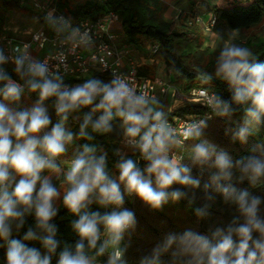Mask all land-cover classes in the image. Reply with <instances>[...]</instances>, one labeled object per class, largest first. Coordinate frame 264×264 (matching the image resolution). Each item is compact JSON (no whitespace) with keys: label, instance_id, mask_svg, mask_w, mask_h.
Listing matches in <instances>:
<instances>
[{"label":"clouds","instance_id":"clouds-1","mask_svg":"<svg viewBox=\"0 0 264 264\" xmlns=\"http://www.w3.org/2000/svg\"><path fill=\"white\" fill-rule=\"evenodd\" d=\"M47 26L66 42L86 45L87 30L71 18L46 12ZM213 78L227 84L231 99L213 97L210 104L229 118L233 105L242 106L245 119L233 132V140L247 143L251 124L264 123V63L238 43L224 42L215 58ZM60 66L34 56L30 46H0V248L4 264H127L125 238L137 226L135 213L124 207L135 196L153 210L181 200L194 206L197 222L211 216L217 196L230 209V218L209 225L206 232L187 227L168 232L142 254L139 264H264V194L252 189L264 185V152L234 158L228 151L200 137L206 121L190 123L184 139H196L193 164L208 166L203 202L197 204L202 181L193 169L172 154L175 129L155 97L135 87L130 77L112 73L108 80L92 76L67 83ZM35 95L31 105L25 96ZM55 122L53 121V115ZM119 121L128 145L144 162L121 156L109 169L107 152L94 143H82L53 183L60 159L77 139L93 141L113 131ZM70 121H79L78 132ZM247 182L248 187H242ZM58 203L74 217L73 242L58 238L54 222ZM96 205L97 210L92 206ZM99 209H104L101 212ZM31 219V222L29 220ZM38 243L40 247L30 246Z\"/></svg>","mask_w":264,"mask_h":264},{"label":"trees","instance_id":"trees-1","mask_svg":"<svg viewBox=\"0 0 264 264\" xmlns=\"http://www.w3.org/2000/svg\"><path fill=\"white\" fill-rule=\"evenodd\" d=\"M55 7L59 13L71 18L72 23L82 20L96 19L103 17L110 11L116 12L121 22L116 32L124 35V39L130 46H152L158 45L152 53L154 61H159L167 67L173 76L171 80L181 92L188 94L193 88L202 87L211 89L218 97L224 100L231 99V92L226 83L213 78L211 81L202 79L203 72H213L215 59L212 48H203V41L192 33L185 24H179L173 18L166 15L168 6L161 0H55ZM15 10H27L23 7V0H0V34L7 32V22L10 14ZM216 21L213 31L223 40L241 43L246 38V32L259 25L264 19V0H231L230 5L215 6L213 9ZM41 23L48 27L44 21V14L41 15ZM13 34V33H10ZM248 38L244 45H251ZM253 51L258 62L264 63V41L255 44ZM211 60L205 65L206 58ZM139 74L147 76L146 67H139ZM96 76L103 80H108L111 76L107 73L94 72ZM151 78V77H150ZM67 83H76L78 80L72 75L65 76ZM153 79V78H152ZM196 80H198L196 83ZM210 90V91H211ZM33 101L37 99L31 96ZM23 103L31 105L24 97ZM156 107L163 111L168 120L176 115L190 113L204 114L209 109L200 103H187L172 110H168L160 103L156 102ZM234 113L231 117L225 118L214 116L206 121L203 128L201 140H208L220 149L228 151L234 158L252 154L250 150L255 147L257 152H264V123L251 124L250 135L247 143L241 144L233 140V132L243 123L245 116L242 106L233 105ZM53 121L55 122L54 113ZM79 121L74 122L73 131L78 132ZM124 132L120 122H113V131L108 134L96 135L93 141L77 139V146L82 143H94L98 148L108 154L109 169L113 174L117 173L115 163L121 156H129L139 161V166L143 168L144 162L140 160L139 153L134 149H126L123 144ZM198 141L189 138L184 145L182 163L189 165L193 169V175L201 178L202 186L197 191V204L203 202V183L209 180V172L212 170L208 166L201 167L193 164L190 159L191 150ZM58 174H52L53 183L59 185L62 180V172L65 170L60 166ZM242 187H248L245 182ZM252 191L257 195L264 194V185H257ZM60 209L55 223L58 226V238L73 242L76 237L71 230V221L74 217L63 208ZM124 207L135 213L137 226L125 238V243L129 245L126 254L127 264H139L140 256L149 251L156 243L162 240L168 232H181L187 227H195L201 232H206L209 225L221 223L230 218V209L218 196L211 208V216L204 221L197 222L194 215V206H189L187 201H169L161 210H153L143 204L135 196L126 197ZM97 210V206H92ZM101 212L104 209H99ZM31 222V219L29 220ZM30 246L40 247L38 243ZM4 249L0 248V264H4ZM165 264H168L169 257L165 256ZM106 257L99 258L97 263L104 264ZM55 264V258H53Z\"/></svg>","mask_w":264,"mask_h":264},{"label":"built area","instance_id":"built-area-1","mask_svg":"<svg viewBox=\"0 0 264 264\" xmlns=\"http://www.w3.org/2000/svg\"><path fill=\"white\" fill-rule=\"evenodd\" d=\"M35 6L46 12L51 9H55L56 11V7H51V4L48 2L41 4L35 2ZM215 21L216 16L213 14L206 27L208 31H212ZM120 22L119 15L114 11H110L103 17L73 23L79 26L82 31L87 30L90 34L92 39L86 45H75L71 42H66L63 36L58 35L54 31L50 32L46 27H42L30 32L27 37H18L4 32L0 34V46L8 50L15 45L27 44L30 46L32 53L34 51L37 52L34 56L42 60L46 59L53 65L58 64L65 76L72 75L78 80H84V76L87 75L92 77L94 72L107 73L110 76L112 73L122 74L130 77L135 87L144 91L150 97H155V102L160 104L168 102V99L171 98L173 101L180 100L181 105L200 103L202 106L207 107L209 110L204 114L190 113L176 115L168 120L170 126L175 129L177 138L176 144L172 148V154L177 159L183 161L182 150L189 139H184L185 128L190 123L207 121L216 115L219 116L210 104V99L218 96L206 88L193 90L185 94L169 80L165 81L159 77L152 79L140 75L139 64L135 60L129 59L125 64L123 54L117 46L119 34L116 30L119 28ZM157 48V44L152 45V52H155ZM45 49H50V51L39 56V50Z\"/></svg>","mask_w":264,"mask_h":264},{"label":"rangeland","instance_id":"rangeland-1","mask_svg":"<svg viewBox=\"0 0 264 264\" xmlns=\"http://www.w3.org/2000/svg\"><path fill=\"white\" fill-rule=\"evenodd\" d=\"M230 1L231 0H222L221 2L222 3L224 2L225 6H227V5H230ZM35 2H37L39 4L48 2L49 4H51V7L55 6V0H23V7L27 8V10H15L9 16V18L13 17L12 18L13 24L7 22V26H10V27L14 26V30H15V34L16 35L21 36V32L20 31L25 29L27 31V33H23L22 35L28 36L30 32L44 27L42 25V23H41V15L44 14V16H45L46 11L40 10L38 7H36L35 6ZM56 14L59 16L61 13H59L57 11V9H56ZM176 22H178V21H176ZM178 23L179 24H185V23H181V22H178ZM185 25L187 27L189 26L187 24H185ZM207 26H208V24L206 25V27ZM192 27H188L189 30ZM10 29L13 30L12 28H10ZM46 29H48L50 32L53 31L49 27H46ZM201 30H202V28H201ZM202 31L201 32L199 31L198 33H195V32H192V31L191 32L194 33L195 35H197L199 37V39L203 41V43H204L203 44V48H205V47L212 48V51H213V56L212 57L214 59L216 58V56L218 54V51H219L220 47H222L224 42L237 43L235 41L223 40L213 30L212 31H208L207 30V32L206 31L202 32ZM25 36H22V37H25ZM217 38H219V39H217ZM248 38L252 41V44L248 45V46L246 45V46L249 47L252 51H254L256 49L255 44L264 41V19L259 25L249 29L246 32V38H243L242 42L240 44L244 45V43L246 42V39H248ZM135 48L139 49L140 52H144L145 55H147V57H146L147 59H146L145 63H147L146 72H147V75L149 77H151V78H158L159 77L161 79H164L165 81H167V80L171 81L173 79L172 75H168V73H164L163 72L162 67H163L164 64L159 62V61H154V59L151 57L152 53H153L152 49H151V46L142 45V46H135ZM39 51H40V52H38V53H40L39 56H41L44 53H46L47 51H50V49L39 50ZM34 54H37V52L34 51L33 55ZM209 60H211L210 57L206 58V61L203 63V65H205L207 62H209ZM157 63H160V64L157 65ZM165 68H166V70H168L167 67H165ZM88 77H90V75L84 76L85 79H87ZM197 81L198 80H196V83H198ZM199 89H202V87L193 88L191 91L199 90ZM208 90L210 91L211 89L209 88ZM25 98H27V100H28V102L30 104L35 102V101H33L31 96H25ZM172 101L173 100L171 98H169L168 102H166L164 104H161V105L163 107H166L168 110H171V106L170 105H171ZM172 104H174L173 107H175V106L181 105L182 103L180 102V100H174ZM155 106H156V102H155ZM175 108H177V107H175ZM74 122L75 121H70V127L71 128H73ZM123 144L126 146L125 147L126 149H130L131 148L128 145L125 136L123 137ZM76 147H77V141H76L75 145L70 146L67 155H65L64 157H62L60 159L59 163H60V166L63 169L66 170V166L70 162ZM56 174H58V172H56ZM58 205H59V203H58Z\"/></svg>","mask_w":264,"mask_h":264},{"label":"crops","instance_id":"crops-1","mask_svg":"<svg viewBox=\"0 0 264 264\" xmlns=\"http://www.w3.org/2000/svg\"><path fill=\"white\" fill-rule=\"evenodd\" d=\"M161 1L168 6L166 12V15L168 17L173 18L178 22L185 23L189 25L188 27H192L194 25L190 30L195 33H198L199 31L201 32L202 30L207 32L205 27L208 24L211 15L214 14L213 12L214 7L225 6V3L221 2L222 0H161ZM10 18H9L10 21L8 20V22L13 24L12 21L13 17ZM7 28L10 33L16 35L14 26L13 27L7 26ZM10 28H12L13 30H11ZM20 32H21V36L18 35L16 36L22 37L25 36L22 35L23 33H27L25 29L21 30ZM123 36L124 35L122 34L119 35L117 46L119 51L123 54L124 63L126 64L129 59H133L139 64V67L142 68L146 67L147 63H145V61L147 59L146 58L147 55H145L144 52H140L139 49L135 48L134 46L128 45ZM158 64L160 63H157V65ZM162 70L164 73H168V75H172L168 70H166L165 65H163ZM172 103L170 105L171 110L179 106L178 105L173 107L174 104Z\"/></svg>","mask_w":264,"mask_h":264}]
</instances>
